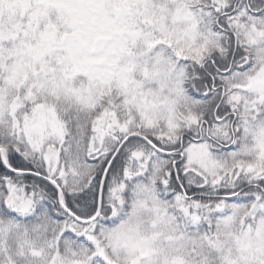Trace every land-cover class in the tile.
I'll return each instance as SVG.
<instances>
[{"label": "snow or ice", "instance_id": "1", "mask_svg": "<svg viewBox=\"0 0 264 264\" xmlns=\"http://www.w3.org/2000/svg\"><path fill=\"white\" fill-rule=\"evenodd\" d=\"M0 264H264V0H0Z\"/></svg>", "mask_w": 264, "mask_h": 264}]
</instances>
